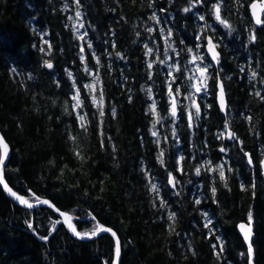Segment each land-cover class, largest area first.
I'll return each instance as SVG.
<instances>
[{
    "label": "trees",
    "instance_id": "16d2710c",
    "mask_svg": "<svg viewBox=\"0 0 264 264\" xmlns=\"http://www.w3.org/2000/svg\"><path fill=\"white\" fill-rule=\"evenodd\" d=\"M253 1L0 0L8 183L29 201L49 199L71 213L79 232L98 222L115 229L120 264H249L238 223L251 212L254 259L264 264V23L254 22ZM217 3L230 27L216 20ZM71 6L84 12L86 36L72 25ZM200 23L208 28L203 50L210 33L220 63L210 67L199 117L190 121L183 110L172 124L176 81L170 88L161 68L163 32L187 50ZM218 75L227 113L216 101ZM94 77L102 100L89 89ZM152 95L164 121H156ZM228 126L236 139L224 134ZM59 219L50 207L19 205L0 185V264H113L112 235L81 240Z\"/></svg>",
    "mask_w": 264,
    "mask_h": 264
},
{
    "label": "rangeland",
    "instance_id": "374dc122",
    "mask_svg": "<svg viewBox=\"0 0 264 264\" xmlns=\"http://www.w3.org/2000/svg\"><path fill=\"white\" fill-rule=\"evenodd\" d=\"M71 8L73 9L72 12H70L69 17L72 25L81 36H86L84 12L78 6H71ZM77 12L81 14L79 17L76 15ZM81 24H83V27L80 26ZM199 27L200 30L196 37V42L189 48L191 49V51H189V49L181 50L172 40V38L168 34L163 32V48L160 52L162 54L159 55L162 58L161 68H164L165 70L164 73L167 77V82L170 88L172 82L176 81V90L172 88L170 90V110H172L173 104H175L176 109V115H172L170 120L172 124H175L176 119L179 117L180 111L183 110H185V114L188 118L191 115L190 121H193L195 110L198 106V100L200 98H204V100H206V98L208 97L210 76H212L210 68L212 66V62L207 55L206 49L203 50L201 43V36L204 34V32L208 31V28L201 23ZM42 36H45V34H42ZM194 57H199V59L194 60ZM207 57L209 60L207 59ZM204 67H207V73L205 74L207 76V79L206 81H204V83L206 84V90L202 88L200 92H197L196 87L201 85L200 73L198 71V68ZM89 86H91L89 87V89L92 90L95 98L98 99L101 96L100 90L102 89L100 88L99 83L96 81L95 77L90 82ZM74 96L75 107L77 108V111L79 113V97L76 95ZM152 103L155 104V112L153 113L156 117V121H164V117L158 113L155 95H152ZM224 134L226 135L227 132H224Z\"/></svg>",
    "mask_w": 264,
    "mask_h": 264
},
{
    "label": "water",
    "instance_id": "95a60500",
    "mask_svg": "<svg viewBox=\"0 0 264 264\" xmlns=\"http://www.w3.org/2000/svg\"><path fill=\"white\" fill-rule=\"evenodd\" d=\"M253 5H256L255 9L253 8ZM250 10H251V14H252V17H253V19H254V22H255V17H254V15H253V12H254V11L259 15L261 21H263V18H264V0H255V1H253V2L250 4ZM255 23H256V22H255ZM256 25H257V26H261L262 24H259V25L256 24ZM209 38H210L211 41H212V45L215 46L214 51H215L216 53H218V59H219V63H220L221 51H220V49H219V47H218V43L214 40V38H213V36H212L211 34H207V35H206L205 49H206L207 55H208L209 59L212 61L213 65H215V66H219V63H217L216 60H213V58H212V57H213V53H212V51L209 50V48H210V45H209V43H208ZM221 84H222V86H223V93H224V95H223V102H224V104H225V108H224L223 110L221 109V100H220V85H221ZM216 88H217V89H216V101H217V104H218L220 110H221L223 113H227V109H228V98H227V92H226V88H225L224 81H223V79L221 78L220 75H218V77H217ZM232 134H233V132H232L231 128L228 126V128H227V138L231 140V139H233V138L236 139V138L238 137L236 134H234V136H232ZM230 136H232V138H230ZM0 137H3L5 143L8 145V155H7V157L5 158L4 164H3L2 166H0V178H2V181H3L2 183H0V185H1L2 188L5 190V192H6V193H7V194H8V195H9L14 201H16L19 205H21V206H23V207L29 208V207L27 206V204L21 203V202H20V199H17V197L22 198V199L26 200L29 204H31V205H32L31 209H32V208H37V207H50V208H52V209L54 210V212H55V213L59 216V218H60L59 220H57L58 223H59V221L62 222V223H64V224L66 225L67 229L70 231V233H71L72 235H74V233H73V231H72V228L74 227V225H73V218H74V216H73L71 213L59 209V208H58V207H57V206H56L51 200H49V199L41 198V199H38V200H36V201H29V200L25 199L24 197L20 196V195H19V194H18V193L12 188V186L8 183V181H7L6 178H5V167H6V165H7V163H8V160H9V158H10V156H11V152H12V150H11V146H10V144L8 143V141L6 140V138L4 137V135H3V133H2L1 130H0ZM247 157H248V161H249V159H251V163H250V165L253 167V166H254V162H253V159H252L251 152H247ZM262 170H263V175H264V162L262 163ZM4 185H7V188L10 189L12 193H15V196H13L12 194H10V192L6 190L5 187H4ZM38 201H47L48 203H41V202H38ZM95 218H96L95 216H90V219H95ZM241 224L247 225V224H248V221H241V222L238 223V230H239V233L241 234V236H242V238H243V240H244V242H245V244H246L247 251H248V242L245 241V239H244V235H243V233H242V231H241V229H240V225H241ZM98 226H102L103 228H106V229H111V231H99V232H97V234H96L95 236H92L91 238H88V237L78 238L76 235H74V236H75L76 238H78V239H81V240H90V239L97 238V237H99L100 235H103V234H110V235H112V233H115L116 235H115V236L112 235V236H113L114 239H115V243L117 242V240L119 241V245H120V253H119V257H118V259H117V257H116V246H115V258H114V262H113V264H120V263H121V258H122V243H121V240H120V237H119L118 233L116 232L115 229H113V228H111V227H109V226L103 225V224L100 223V222H98ZM251 226H252V233H253V234H252V238H251V243H252V247H253V255H252V257H251V264H256L255 259H254V257H255V254H254V252H255V248H254V244H253V239H254V236H255V226H254L253 222H252ZM74 228H75V227H74ZM75 230H76V228H75ZM76 231L79 232L78 230H76ZM54 232H55V230H53V231H52V232H51L46 238H47V239L50 238V236H52V234H54ZM248 263H249V259H248Z\"/></svg>",
    "mask_w": 264,
    "mask_h": 264
},
{
    "label": "snow or ice",
    "instance_id": "6c2138e0",
    "mask_svg": "<svg viewBox=\"0 0 264 264\" xmlns=\"http://www.w3.org/2000/svg\"><path fill=\"white\" fill-rule=\"evenodd\" d=\"M197 2H201V0H197ZM193 6H194V5H193ZM255 7H256V5H253V8H254V9H255ZM212 8H213V10H214V14H215V18H216V20L219 21L221 24H223L225 27H230V25L227 23V21H226V20H223V19L221 18V16H220V5H219V3L214 4V5L212 6ZM183 10H184L185 12H189V11H191V8L186 7V8H184ZM76 15L79 17L81 14H80L79 12H77ZM253 15H254V17H255V22H256V24L259 25V24L264 23V21H261L259 15H258L255 11L253 12ZM151 19L156 20L157 23H159V18L156 17L155 14H153V16L151 17ZM200 19L203 20L204 17L201 16ZM80 26L83 27V24H81ZM149 31H151V29H149ZM168 35H169V36L171 35V30H169ZM250 39H251L252 41H254V40L256 39L255 35L253 34L252 36H250ZM208 43H209V45H210L209 50L212 51V53H213V57H212L213 60H216V62L219 63L218 53H216V52L214 51L215 46L212 45V41H211L210 38H209V40H208ZM89 47H91V45H89ZM146 47H147V46H146ZM148 51H149V53H151L152 50H151V49H148ZM189 51H191V49H189ZM165 54H166V53H165ZM81 59L83 60V57H81ZM195 59H199V57H194V60H195ZM44 63H45V65H46L48 68H52V64H51V62H49V61L46 60ZM151 66H152L151 64L148 65L149 68H151ZM198 71H199V73H200L201 85L196 87V91H197V92H200V91L202 90V88H204V89L206 90V84L204 83V81H206V79H207V76L205 75V74L207 73V67H204V68H198ZM69 75H71V74L69 73ZM255 75H256V73L253 72L252 76L255 77ZM194 78H195V77H194ZM89 87H91V86H89ZM223 95H224V93H223V86H222V84H221V85H220V100H221V109H222V110L225 108V104H224V102H223ZM257 95H259V93H257ZM101 100H102V96H101ZM152 110H153V112H155V104H154V103H153V106H152ZM101 115H103L102 112H101ZM172 115H173V116L176 115V112H175V104H173ZM195 115H196L197 117H199V115H200V108H199V106L196 107V113H195ZM83 119H84V117L81 116V117H80V120L83 121ZM189 119L191 120V115H190ZM249 119H250V118H249ZM153 135L155 136L156 133L153 132ZM232 136H234V134H232ZM232 136H230V138H232ZM221 150L223 151V149H221ZM7 155H8V145L5 143L4 138H3V137H0V166H2V165L4 164V161H5V158L7 157ZM161 163H163V160H161ZM249 163H251V159H249ZM199 171H200L199 168H197V170H196L197 175H199ZM220 177H221V179H224L223 166H220ZM2 182H3V181H2V178H0V183H2ZM170 182H171V181H170ZM4 187H5V189H6L7 191L10 192V194H12L13 196H15V193H12L11 190L7 188V185H4ZM242 187H243V185H242ZM152 189H153L154 191L156 190V185H155V184L152 185ZM212 191H213V193H215V189H214V188L212 189ZM17 199H20V202H21V203L27 204V206H28L29 208L32 207V205L29 204L26 200H24V199H22V198H19V197H17ZM38 202H41V203H48L47 201H38ZM196 203H199V200H197ZM174 215H175V214L170 215V216H169V219H170V220H173V219H174ZM251 224H252V213L249 212V215H248V224H247V225H244V224H241V225H240V229H241V231H242V233H243V235H244V239H245L246 242H248L249 264H251V257H252V255H253V247H252V243H251V238H252V234H253V233H252V226H251ZM207 226H208V225L206 224L205 227H207ZM29 227H32V225L29 224ZM72 231H73L74 235H76L78 238H84V237L91 238L92 236H95V235L97 234V232H99V231H111V229H106V228H103L102 226H97V227L93 228L90 232H83V233H82V232H77V231L75 230V228L73 227V228H72ZM112 235L115 236L116 234H115V233H112ZM44 239H46V238H44ZM213 247L215 248L216 245H214ZM220 251H221V252L223 251V246H222V244L220 245ZM119 253H120V245H119V241L117 240V242H116V257H117V259H118V257H119Z\"/></svg>",
    "mask_w": 264,
    "mask_h": 264
}]
</instances>
